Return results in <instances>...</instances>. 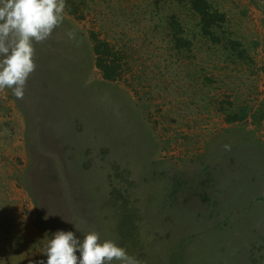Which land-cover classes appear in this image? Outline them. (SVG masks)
<instances>
[{
  "label": "rangeland",
  "instance_id": "rangeland-1",
  "mask_svg": "<svg viewBox=\"0 0 264 264\" xmlns=\"http://www.w3.org/2000/svg\"><path fill=\"white\" fill-rule=\"evenodd\" d=\"M35 49L0 90V264L65 220L141 264H264V0H66Z\"/></svg>",
  "mask_w": 264,
  "mask_h": 264
},
{
  "label": "clouds",
  "instance_id": "clouds-1",
  "mask_svg": "<svg viewBox=\"0 0 264 264\" xmlns=\"http://www.w3.org/2000/svg\"><path fill=\"white\" fill-rule=\"evenodd\" d=\"M65 9L66 0H0V90L11 89L17 99L24 98L28 79L37 68L35 44L51 38L64 22ZM66 36L75 41V30L69 29ZM65 221L76 231L46 233L41 254L47 259L38 264H141L116 240L102 239L96 230L85 231L74 220Z\"/></svg>",
  "mask_w": 264,
  "mask_h": 264
},
{
  "label": "trees",
  "instance_id": "trees-1",
  "mask_svg": "<svg viewBox=\"0 0 264 264\" xmlns=\"http://www.w3.org/2000/svg\"><path fill=\"white\" fill-rule=\"evenodd\" d=\"M104 46V44H103ZM95 50L97 53V60H98V65L99 67H101V69L103 70L104 74L107 77H111L114 78L117 74V70L115 67H111V65L109 64V49L108 47L106 48V52L105 49L102 47V45L100 44H96L95 46ZM111 53V52H110Z\"/></svg>",
  "mask_w": 264,
  "mask_h": 264
}]
</instances>
